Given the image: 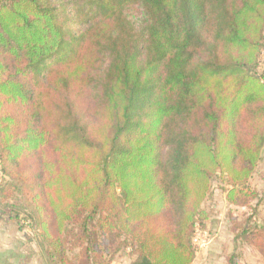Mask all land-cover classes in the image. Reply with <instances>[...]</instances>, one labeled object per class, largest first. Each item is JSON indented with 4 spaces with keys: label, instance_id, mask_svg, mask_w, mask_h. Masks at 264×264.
Instances as JSON below:
<instances>
[{
    "label": "trees",
    "instance_id": "1",
    "mask_svg": "<svg viewBox=\"0 0 264 264\" xmlns=\"http://www.w3.org/2000/svg\"><path fill=\"white\" fill-rule=\"evenodd\" d=\"M264 0H0V222L57 264H191L224 177L264 260ZM75 250H78L77 254Z\"/></svg>",
    "mask_w": 264,
    "mask_h": 264
},
{
    "label": "rangeland",
    "instance_id": "2",
    "mask_svg": "<svg viewBox=\"0 0 264 264\" xmlns=\"http://www.w3.org/2000/svg\"><path fill=\"white\" fill-rule=\"evenodd\" d=\"M259 72H264V52L259 65ZM228 184L224 177H217L212 183V192L203 203V206L209 212V218L206 221V229L198 231L200 236L198 240L199 256L205 250L213 251H233L235 233L232 230L236 223H243L253 216V207L256 206L257 200H254L252 207L239 206L230 204L227 200ZM250 188L253 190H262L264 188V149L261 160L256 172L250 180ZM264 219V208H258V214L254 215L252 222H260ZM78 250H75L77 254ZM244 264H261V257L250 247L243 249ZM77 262V260H75Z\"/></svg>",
    "mask_w": 264,
    "mask_h": 264
},
{
    "label": "crops",
    "instance_id": "3",
    "mask_svg": "<svg viewBox=\"0 0 264 264\" xmlns=\"http://www.w3.org/2000/svg\"><path fill=\"white\" fill-rule=\"evenodd\" d=\"M233 251L205 250L200 256L197 252L191 264H228V256ZM257 254L261 257V264H264L262 256L258 252ZM83 260V256L79 255L74 263L82 264ZM131 260V256L125 251L117 255L111 264H130ZM0 264L57 263L46 256L36 232L27 233L26 230H21L16 222L11 221L0 222ZM240 264H244L243 259Z\"/></svg>",
    "mask_w": 264,
    "mask_h": 264
},
{
    "label": "built area",
    "instance_id": "4",
    "mask_svg": "<svg viewBox=\"0 0 264 264\" xmlns=\"http://www.w3.org/2000/svg\"><path fill=\"white\" fill-rule=\"evenodd\" d=\"M199 236H200V234H199V232H197V235H196V237H195V242H196V244L198 245V240H199Z\"/></svg>",
    "mask_w": 264,
    "mask_h": 264
}]
</instances>
